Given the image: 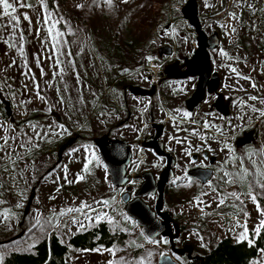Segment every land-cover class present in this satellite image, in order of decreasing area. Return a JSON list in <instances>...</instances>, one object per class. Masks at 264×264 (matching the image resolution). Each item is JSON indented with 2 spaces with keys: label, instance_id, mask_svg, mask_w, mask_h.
<instances>
[{
  "label": "rangeland",
  "instance_id": "1",
  "mask_svg": "<svg viewBox=\"0 0 264 264\" xmlns=\"http://www.w3.org/2000/svg\"><path fill=\"white\" fill-rule=\"evenodd\" d=\"M187 1L172 8L181 12ZM9 2L17 7L20 23L4 17L0 8V103L9 120L0 118V144L8 140L0 151V264L11 252H29L44 234L60 227L67 239L78 229L108 221L104 215L109 210L120 228L126 222L132 225L94 140L112 131L113 139L126 140L131 146L132 174L142 170L155 173L164 162L147 144L153 135L152 123L164 126L162 141L172 148L178 175L182 166L191 165L190 156L196 149L192 144L211 143L219 152L212 183L180 186L166 197L167 210L186 227L178 251H186L182 249L188 245L190 255L195 256L224 238L254 241L264 220L256 207L264 208V116L260 115L264 111V0H196L203 32L219 39L217 48L209 52V63L212 72L220 76L219 94L231 97L228 119L208 112L215 101L213 95L192 115H184L188 113L186 100L196 84L192 77L169 81L152 100L138 90L128 91V86L155 87L166 70H174L172 64L162 69L158 61H189L197 49L196 33L186 20H173L160 29L157 19H143L147 10L157 12L163 0H112L111 6L106 0H22L31 5L23 8L17 0ZM256 9L260 13L253 15ZM130 31L149 41V50L133 56L124 48ZM164 47L172 48V60L158 54ZM189 67L195 71L192 63ZM110 76L117 78L109 86ZM35 112L41 119L26 121ZM246 129L250 132H242ZM249 192L257 196L256 202L246 195ZM221 199L223 204H219ZM104 201L113 203L109 207ZM68 208L81 210L68 213ZM20 222H24L21 229ZM245 229L246 238L241 240ZM126 235L122 243L110 248L73 252L69 262L158 264L159 257L167 254L182 264L162 237L152 243L135 225ZM254 264H264V250Z\"/></svg>",
  "mask_w": 264,
  "mask_h": 264
},
{
  "label": "trees",
  "instance_id": "2",
  "mask_svg": "<svg viewBox=\"0 0 264 264\" xmlns=\"http://www.w3.org/2000/svg\"><path fill=\"white\" fill-rule=\"evenodd\" d=\"M183 2L184 0H163L162 6L157 10V12L149 9L143 14V19L146 21L157 19L159 21L158 25L160 26V29L161 27H169L173 20L176 23L178 20L183 21L184 18L181 15V12L172 8L175 5L182 6ZM259 13V9L252 11L253 15H257ZM201 18L202 17L199 16V21H201ZM129 30L131 29H128V31ZM201 30L204 31V27H201ZM158 33L159 31H157L156 35ZM149 45V41L145 42L144 39L138 38L130 31L124 40L123 47L128 49V51L133 52V56H135L142 51L149 50ZM158 63L163 66L161 67L162 69L168 68L170 64L174 66V68L172 67L173 69L182 67H185L186 69L190 68H188L190 60L179 63H172V61H158ZM164 76L167 81L169 77L166 75ZM161 77L163 76L161 75ZM116 78L117 77L115 76H110L107 79V85H112ZM0 101H2L1 97ZM103 102L105 103L104 100ZM0 118L5 121H9L7 120V111L5 110V106H3V102L0 103ZM39 119H41L39 113L35 112L31 113L27 117L26 121H37ZM254 130H256V128ZM111 132L112 131H109L108 133L110 134ZM256 134L257 133L255 131L254 136H256ZM82 138L83 136L81 135V139ZM67 143L68 141H66L65 144ZM116 191L118 192L119 190L116 189ZM112 203L113 202L108 201V206L111 207ZM119 214H121L120 211ZM104 217L108 218V221L102 220L88 229H78V232H74L67 239L62 237V234L60 233L62 230L61 227L59 230L57 229V232H48L35 242L33 248L29 252H11L3 258L1 264H71L69 262V257L73 252H79L82 250L93 251L100 246L110 248L116 243H122L127 238L126 232L132 231L133 226L126 222V225L123 223L122 226L125 230H121L122 228H120V225L116 223L115 214L113 215L112 210H109L107 216L104 215ZM20 224L21 229L24 226V222H20ZM259 229L260 231L254 237V241L252 243L247 241L233 242L229 238H224L217 242L214 247L204 254L195 256L189 255L188 257L185 256L184 259H181V257L179 258V256L176 257L182 264H254L259 252L264 250V227H260ZM10 241L11 240L5 243L9 244Z\"/></svg>",
  "mask_w": 264,
  "mask_h": 264
},
{
  "label": "flooded vegetation",
  "instance_id": "3",
  "mask_svg": "<svg viewBox=\"0 0 264 264\" xmlns=\"http://www.w3.org/2000/svg\"><path fill=\"white\" fill-rule=\"evenodd\" d=\"M158 54L160 55L159 51H158ZM193 54H194V52H193ZM173 56H174V52L172 53V55L169 58L172 60ZM191 58H190V63H191ZM193 65L195 66V71H193L192 67H190L189 69H186L185 67L178 68V69L175 68L174 70H176L179 73H182L181 75L175 77L174 74L171 73V70L169 71V69H168V70H166V73H165V75L167 77H169L167 81H166V77L163 76V77H160V81L155 87L152 86L150 88L147 86L145 88H138V87L128 86V91L132 94L134 90H138V92H139L138 94L143 95V96L152 100V99H154V96H157L159 91H162L163 87L169 81L180 82V81H183V80L190 78V77L194 78L196 81V84L194 86V91H195L199 76L202 73H204L206 70H196L197 65H195V64H193ZM210 68H211V66H210ZM213 74H215V73H213L212 69H211V75H213ZM219 79H220V76H219ZM220 85H221V80H220L219 87H220ZM158 87L160 88L159 90H158ZM206 87H207V85H206ZM194 91H193V93H194ZM218 91H219V89H218ZM218 91L215 93H212V94L206 93V95H205V98L209 95H213L215 98V101H214L212 107L210 109H208V112H210V114L215 113V115L217 114L218 116L219 115L222 116V117L219 116L220 119H222V118L228 119L229 116L231 115L232 108H233L232 104H231V97H229V96L222 97ZM175 92H177V90ZM191 95H190V97H191ZM177 96H178V93H177ZM205 98H204V100H205ZM187 100H186V102H187ZM204 100H203V102H204ZM219 101L221 102L223 108L228 112L227 115H223V113H222L223 111H218V108L221 109L220 106H218V108L216 106L217 102H219ZM201 104L199 106H197L195 109H193L191 112L188 111L186 108L189 115H192L193 112L196 111L201 106ZM152 107H154L153 104H152ZM185 107H186V103H185ZM128 112L130 113L129 110H128ZM129 113L127 114V117L129 115ZM149 114L150 115L153 114L152 110H150ZM158 126H163V125L155 124V123L150 124V129L152 130L153 135L151 136V138L149 139V142L147 144L150 147V150L154 153V155L158 159L163 160V162H164L163 167H160V166L156 167L155 173H153L151 171L142 170L138 174H132V169H133L135 163L132 161V152H131V159L129 161V164L126 167V177H128L129 183L127 186H125L123 188H116L119 190L118 192L116 191V193H118L117 195L119 197L120 205L124 208V211H125V207L128 204L132 205V204L136 203L135 201L138 199L137 193L140 190L141 184L144 182L143 176L145 173H151L152 174V179H153L155 184L164 180L163 173L165 171L166 164H167V158L165 155L170 154L174 159V164L172 166V178L163 187L162 192L160 193L157 190L154 193H149V194H146L144 196L139 197L141 202L146 204L149 207L150 211L152 213H154L155 219L161 223H165V225L161 228L162 232L158 236H156V238L151 240L146 236V234H145V232H144V230L140 224L136 223L135 221H132L128 216H126V214H125V216L130 220V223L133 226L135 225L136 227H138V229L143 230V232H144L145 236L148 238V240L158 242V239L161 240V237H162L164 243H166V245L169 247V250L173 254L174 257L183 256V255L188 257L192 253V248L189 247L188 245H185L184 248L182 249V250L187 249V250H189L188 252H186L187 250L183 251V252L178 251L179 243L182 245L181 238L184 236L185 225L184 224H178V220L167 210V208H166V197H167V195H174L173 190L180 187V186H189V185L197 184V186L200 187V186H207L210 183H212V181L215 178V173H216L215 165L217 164V155H219V152H218V148L216 149V147L213 146L211 143H209L207 145H205L201 142L192 144V147L194 146L196 149L193 150L195 153L190 156L191 165H188L187 167L182 166L181 175H178V166H177V162H176V160H175V158L171 152L172 148L170 149L169 147H166V145L162 141V137H163V133H164V126H163V130H162V134L158 139V141L162 142V144H163V153L164 154L159 155L156 152V148H155L156 146L153 143V139L159 130ZM245 131L250 132V130H247V129L242 131V132H245ZM237 136L235 138H237ZM103 137H108L110 140H114L111 133L110 134L107 133L106 135L102 136L101 138H103ZM236 140H238V139H236ZM124 141H126V140H124ZM129 147H130V151H131V146L129 145ZM232 147H234V149L236 151L238 150V149H236L237 147H236L235 143L232 144ZM240 148H242V147H240ZM232 165H233V161H230L229 167H232ZM226 170H227V168H226ZM206 171H210L211 177L205 183H203L199 177L204 176L205 175L204 172H206ZM196 172H198V176H197V174H195ZM193 173L195 176L192 175ZM128 174L131 175V177L128 176ZM159 206H161V208L159 209V212H157V208ZM121 216H122V213H121ZM150 233H153V231ZM175 233H177L179 235L178 239L175 236L176 235ZM159 242H161V241H159Z\"/></svg>",
  "mask_w": 264,
  "mask_h": 264
},
{
  "label": "water",
  "instance_id": "4",
  "mask_svg": "<svg viewBox=\"0 0 264 264\" xmlns=\"http://www.w3.org/2000/svg\"><path fill=\"white\" fill-rule=\"evenodd\" d=\"M181 14L192 27L197 36V49L191 58L192 63H198L206 71L202 73L197 81V85L194 93L186 102V108L188 111H192L197 106H199L206 93L212 94L218 91L220 79L216 74L211 75V68L209 63V52L214 50L219 45V39L216 35L207 36L202 30L198 18V7L196 0H188L183 7ZM160 55L164 54L166 56L172 55V49L170 47H164L159 50ZM170 73V72H169ZM171 73L181 75L182 73L176 70H171ZM176 77V76H175ZM207 85V87H206ZM218 111H223V115H227L228 112L223 108L221 102H217ZM159 130L153 139L155 144L156 152L159 155H163V144L158 141L162 134L163 126H158ZM100 158L108 170L111 184L114 188H123L128 185L129 179L126 177V167L131 159V151L127 141L124 140H110L108 137L98 138L94 140ZM167 158V164L165 171L163 173L164 180L155 184L152 179L151 173H145L143 176L144 182L140 186V190L137 193L138 199L135 204H128L125 207L126 215L136 223L140 224L149 239H154L162 232V227L165 223H161L155 219L154 213H152L149 207L142 203L139 197L144 196L149 193H154L155 191L162 192L163 187L172 178V166L174 164V159L170 154L165 155ZM205 175L199 177L203 183H205L210 177V171L204 172ZM198 176V172H196ZM194 175V173L192 174ZM195 176V175H194ZM161 206L157 208V212ZM158 229V230H157ZM157 230V231H156ZM153 233H150L152 232ZM158 264H178L169 255H162L159 257Z\"/></svg>",
  "mask_w": 264,
  "mask_h": 264
},
{
  "label": "snow or ice",
  "instance_id": "5",
  "mask_svg": "<svg viewBox=\"0 0 264 264\" xmlns=\"http://www.w3.org/2000/svg\"><path fill=\"white\" fill-rule=\"evenodd\" d=\"M17 2L19 3V6L22 7V8L23 7H31V5H27V4L23 3L22 0H17ZM42 2H43V0H42ZM106 2L108 3L109 6L112 5V0H106ZM123 2L124 3H127L128 0H123ZM45 7H47V6L45 5ZM0 8H2L3 16L4 17H10L11 20L14 22V24H17L18 25L20 23L19 17L15 15V13H17V7L14 6L13 3L9 2V0H0ZM231 15L233 16V18H236L235 17V14H231ZM23 19L29 21V23L31 24V20H30V18L27 15H24ZM44 22L47 23L48 22L47 19H45ZM53 27H55V25H53ZM232 31L235 32V29L233 28ZM51 32H52V29L50 28L49 29V34L50 35H51ZM57 35H60V33H57ZM22 38L23 37H21V39ZM53 38L55 39V37H53ZM221 55L224 56V57H226V58L228 57V54L226 52H221ZM37 63H39V60L37 61ZM231 71L234 72V73H237V76H240V74L237 72V69L236 68H232ZM240 78L241 79H251L250 77H246V76H242ZM77 79H78V77H77ZM37 87H38V85H37ZM252 87L255 88L256 85L255 84H252ZM37 96H38L39 99L44 100V97L43 96H40L39 95V92H37ZM249 99L256 100L257 97L256 96H250ZM61 102H63V101H61ZM261 103H264V100H261ZM252 111H257V109L253 108ZM184 115L187 116L189 114L188 113H185ZM260 115L261 116H264V111H261L260 112ZM61 127H63V126L61 125ZM206 127H207V125H206ZM65 131H67V130L65 129ZM37 135H39V133H37ZM179 142L180 141L178 140L177 143H179ZM7 144H8V140L5 139L4 142H3V144H0V151H4ZM84 171L85 172L88 171V165L87 164L84 167ZM225 174L226 175H231L229 173H225ZM79 179H83V177H80ZM234 182L235 181H229V183H234ZM70 183H71V181H70ZM261 187L264 188V184H261ZM214 191H215V189H214ZM228 195L235 197L237 200L240 199L239 196H236L235 193H229ZM246 195H249L251 197L252 201L253 202H256L257 196L252 195L251 192L246 193ZM103 203L107 204L108 201H104ZM223 203H224V200L221 199L219 201V204H223ZM82 207H87V205H83ZM256 207H257V211L259 212V214L261 216H264V208H262L260 206V204H257ZM80 210H81L80 208H77V209L68 208L66 211L68 213H71V212L80 211ZM201 210H203V209H201ZM61 214L63 215L64 213H61ZM109 222H111V221H109ZM260 224H261V227H264V220H261L260 221ZM256 231H257V233H259L260 229H257ZM246 232H247V229H245V234L244 235H241V237H240L241 240H243V239L246 238ZM150 242L155 243V241H150Z\"/></svg>",
  "mask_w": 264,
  "mask_h": 264
},
{
  "label": "bare ground",
  "instance_id": "6",
  "mask_svg": "<svg viewBox=\"0 0 264 264\" xmlns=\"http://www.w3.org/2000/svg\"><path fill=\"white\" fill-rule=\"evenodd\" d=\"M192 63V62H191ZM192 64H195L197 65V68L196 70H205L202 66H200L198 63H192Z\"/></svg>",
  "mask_w": 264,
  "mask_h": 264
}]
</instances>
